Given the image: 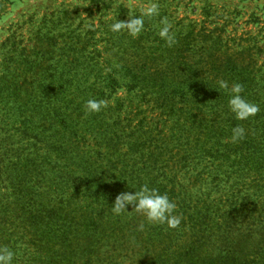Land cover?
<instances>
[{"label": "trees", "instance_id": "obj_1", "mask_svg": "<svg viewBox=\"0 0 264 264\" xmlns=\"http://www.w3.org/2000/svg\"><path fill=\"white\" fill-rule=\"evenodd\" d=\"M179 24L185 33L172 47L154 37L156 28L148 29L157 45L136 48L142 61H124V51L113 46L75 44L58 49L74 61L29 64L40 73L39 95L28 98L37 108L23 131L40 141L57 139L38 155V168L47 165L34 181L27 173L34 152L24 154L25 163L6 166L13 181L10 191L0 189V203L6 202L0 206V248L15 253L13 264H264V61H242L255 46L229 49L221 33L187 18ZM77 32L67 38L94 40L86 37L94 35L91 29ZM103 55L123 61H104ZM190 55L199 60L189 61ZM166 57L181 61H158ZM218 80L242 84L244 98L259 105L257 115L237 121L228 108L230 93L218 88ZM121 88L159 110L171 138L178 129L185 146L174 149L183 150L178 162L170 166L151 152L165 150L151 143L166 134L146 127V119L132 126L120 114H86L87 100L108 101ZM82 124L94 128H87L92 153L79 151ZM237 125L245 136L234 143ZM18 174L24 177L16 187ZM222 179L230 187L214 197L210 185L222 188ZM199 182L206 190L195 188ZM144 184L176 204L178 227L148 223L141 213L113 214L117 195Z\"/></svg>", "mask_w": 264, "mask_h": 264}, {"label": "rangeland", "instance_id": "obj_2", "mask_svg": "<svg viewBox=\"0 0 264 264\" xmlns=\"http://www.w3.org/2000/svg\"><path fill=\"white\" fill-rule=\"evenodd\" d=\"M150 2L151 0H0L1 192L10 191V181H13L6 169L9 161L25 163L24 154L29 151L34 152L32 156H28L33 161L27 169V173L31 175V181H34L38 171L47 165L46 162L38 168L43 162L38 155L43 154L46 142L55 141L57 138L54 137L52 140L41 138L40 141L39 137L32 133L26 135L23 131L25 120L31 115L32 110L37 108L29 102L28 98L39 92L37 82L40 73L29 64L49 65L56 61H74L71 57L67 59L66 56L69 53L64 54L58 50L60 48L71 49L77 44L85 47L97 46L103 50L113 46L120 53L124 51V61H142L143 58L136 48L143 44L157 45L154 37L161 39L159 36H148L150 33L148 29L156 28L155 34L158 35L160 19L167 17L169 23L172 24L175 38L180 39L185 32L180 34L183 29L181 30L179 23L187 18L196 21L199 24L198 28L204 27L207 30L221 33L229 49H237L239 45L243 48L255 46L254 50L243 55L242 61H264V0H157L160 15L145 20L144 31L139 36L132 37L127 31L114 33L110 30V25L116 17L120 21H126L130 12L140 15L141 10ZM76 16L79 17L74 19ZM92 23L94 28L88 27ZM74 29L78 31L77 33L86 35L88 34L87 29L93 30L95 36L89 34L86 37L89 39L93 36L94 40L84 39L78 43L71 42L67 37L68 33ZM50 37L54 38L50 40ZM176 43L178 44V41ZM180 43L183 42L180 41ZM107 60L123 61L116 57L109 59L108 56H104V61ZM197 60H199V55L189 57V61ZM158 61L181 60L166 57L163 60L159 58ZM117 102L124 103L122 108L117 106ZM108 106L111 109H102L101 117L103 115L104 118H115L120 114L122 118H130L132 126L146 119V127L164 129L165 139L161 142L153 141L151 144L162 146L165 150L158 154L159 152L154 148L151 152L168 162L170 166L178 162L183 150L178 153L174 149L177 144L180 145L177 146L178 148H184L185 146H182L184 140L179 136L180 134L178 135V129L172 132L176 136L171 138L167 129L170 124L164 123L165 116H162L159 110H153L151 105L141 101L136 95L128 93L126 88L118 89L108 100ZM80 128L86 132H78V135L82 136L79 151L92 153L95 142L89 132L94 128L83 124ZM87 128L90 129L89 132ZM74 140L75 137L71 139V142ZM34 143L37 147L30 149L29 146ZM122 151L124 152L125 148ZM53 158L54 155L49 157V160ZM74 169H76L75 174L82 172L81 168ZM200 169L201 166L197 167L196 171ZM19 176L20 179H17L14 184L16 187L24 177L23 174ZM224 182L225 179L217 182L223 186L222 188L210 185L214 197H220V193L227 191L230 187ZM194 186L196 189L206 190L205 185L200 182ZM5 203H0V206Z\"/></svg>", "mask_w": 264, "mask_h": 264}, {"label": "clouds", "instance_id": "obj_3", "mask_svg": "<svg viewBox=\"0 0 264 264\" xmlns=\"http://www.w3.org/2000/svg\"><path fill=\"white\" fill-rule=\"evenodd\" d=\"M159 3L157 0L151 2L141 10L140 15L129 13L126 21H120L115 18L110 25V30L114 33L127 31L132 37L139 36L145 27V17L159 16ZM158 36L165 41V43L172 47L176 43L175 34L172 32V24L169 23L167 17L160 19V26ZM218 88L226 90L230 93L228 99V108L234 115L237 121H246L260 111L259 105L252 103L244 98L242 95L244 89L240 83H232L231 87L226 80L217 81ZM108 107V101L89 99L86 101L84 108L86 114L98 113L102 109ZM231 140L237 142L244 138L245 129L237 125L232 128ZM128 206H133L131 212L127 211ZM176 204L172 202L166 194H161L157 189L149 187L147 184L142 185L138 191L123 192L117 195L111 211L114 215H121L123 213H141L144 215L146 221L151 224H167L170 228H176L180 224V218L174 215ZM141 224L140 228L143 229ZM15 253L7 248H0V264H13Z\"/></svg>", "mask_w": 264, "mask_h": 264}]
</instances>
